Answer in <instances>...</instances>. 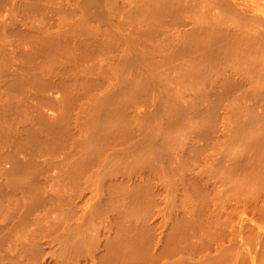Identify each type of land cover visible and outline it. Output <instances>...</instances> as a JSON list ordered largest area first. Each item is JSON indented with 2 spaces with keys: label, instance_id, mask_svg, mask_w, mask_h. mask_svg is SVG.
I'll use <instances>...</instances> for the list:
<instances>
[{
  "label": "rangeland",
  "instance_id": "rangeland-1",
  "mask_svg": "<svg viewBox=\"0 0 264 264\" xmlns=\"http://www.w3.org/2000/svg\"><path fill=\"white\" fill-rule=\"evenodd\" d=\"M0 264H264V0H0Z\"/></svg>",
  "mask_w": 264,
  "mask_h": 264
}]
</instances>
